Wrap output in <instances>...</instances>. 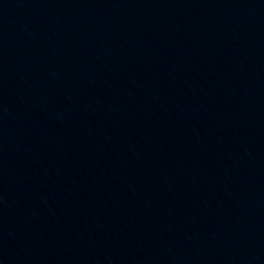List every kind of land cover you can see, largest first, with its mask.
I'll return each mask as SVG.
<instances>
[{"label":"water","instance_id":"water-1","mask_svg":"<svg viewBox=\"0 0 264 264\" xmlns=\"http://www.w3.org/2000/svg\"><path fill=\"white\" fill-rule=\"evenodd\" d=\"M0 264H264V0H0Z\"/></svg>","mask_w":264,"mask_h":264}]
</instances>
